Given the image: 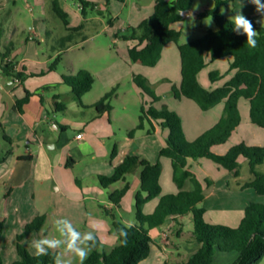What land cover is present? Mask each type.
Wrapping results in <instances>:
<instances>
[{"label": "rangeland", "instance_id": "374dc122", "mask_svg": "<svg viewBox=\"0 0 264 264\" xmlns=\"http://www.w3.org/2000/svg\"><path fill=\"white\" fill-rule=\"evenodd\" d=\"M52 1L0 0V53L10 48V57L18 62L20 70L24 73L23 87L35 96L38 89L54 87L60 89L58 83L62 76H75L84 70L94 79L92 89L83 97L84 103L97 102L113 88L116 93L108 101L112 107L109 116L104 114L102 118L87 123L86 132L93 148L91 153L74 158L75 162L68 166L67 160L64 159L59 166L57 176L62 184V190L53 189L50 186L52 180L41 185L33 183V178L21 188V199L14 206V214L0 242L2 264H11L20 258L17 252L18 235L24 233L26 225L39 215H45L41 229L30 232L20 240L31 255H34L31 248L32 240L57 235L54 221L59 218L69 219L82 232L93 231L96 236L93 250L109 253L117 242L114 239L112 217L104 213V206L112 208L119 217L134 221L136 194L140 190L134 183L136 176L139 179V174H126L113 183H107L106 186L102 184L105 179L113 176L114 167L127 155H138L151 163H159L162 195L177 194L178 187L172 179L171 160L161 155V149L166 146L171 130L163 127L157 120H153L155 130L151 132H149L151 126L147 121L143 129H137L142 107L145 109L153 107L157 111L165 109L178 115L182 122L183 135L188 142H193L199 134L215 124L213 119L209 120L211 123L202 121L200 125L195 124L194 121H201L205 115H211L213 110H202L193 100L174 97L172 90L179 86L178 82L181 80L179 54L175 59H169L167 67L163 63L150 67L131 62L127 53L128 41L121 35L127 33L125 29H128L126 26L132 4L124 6L117 0H110L112 5H103L101 3H104V0H97L96 4H101L102 13L100 14L98 9L88 8L84 19L80 0H60V5L69 14L72 25L84 22L80 33L73 34V45L64 52L58 40L67 36L69 31L53 11ZM148 2L149 0H140L141 5ZM223 2L227 9H232L231 0ZM205 6L212 9L215 7V1L193 0L191 12L184 15L181 22L175 24L181 30L180 43L198 38L207 30L217 29L212 16L198 17L196 13L194 14V10H202ZM219 11L227 14L225 7L219 8ZM112 16L114 20H111ZM228 16L230 19L231 15ZM210 18L211 25L208 24ZM31 34H34L35 39H29ZM83 36L89 39L82 42ZM170 44L177 46L174 42ZM52 47L55 49L52 50ZM58 52L62 54L55 64ZM228 59L230 58H220L211 62L207 56L208 65L199 73V82L203 86H223L232 78L234 72L229 68ZM214 71L221 75L215 82L210 79V73ZM135 75L144 79L145 85L154 93L155 98L136 84ZM10 81L13 84H10ZM15 83L14 79L0 68V158L7 152L4 147L9 146L5 140L15 141L14 152L24 154L28 142L34 139V133L27 131V123L19 122L16 99H20L22 92L15 91V95H11L10 91ZM73 97L71 92L62 93L60 101L68 109L78 110ZM240 113L241 123L237 130L225 143L213 148L217 154L223 155L232 146L242 143L248 146H264V129L251 122L250 105L245 99L240 100ZM63 117L69 120L64 135L65 142L69 143L74 135L70 122L73 115L57 112V116H52L59 124L64 123ZM42 125L49 131L53 130L49 122ZM131 130H134L133 138L129 136ZM115 147L118 156L112 157ZM56 151L58 149L51 153ZM239 163V174L230 180V188H235L238 182L242 183L251 178L247 160L241 157ZM11 169L5 167L3 175L0 176V205ZM187 169L203 185L204 207L207 210L204 220L215 225L237 227L241 219L232 220L230 214L222 210L220 205V195L226 191V188L220 187L222 173H227V170L208 158L189 159ZM257 171L264 173V164L259 165ZM205 179L214 180L216 185L209 188ZM125 184H129L130 188L118 207L110 202L109 195ZM191 188L192 184L188 180L185 189ZM54 200L57 202L54 203ZM158 202L159 197H156L144 203L141 207L142 213L151 214ZM60 251L50 250L49 253L56 255ZM65 258L72 259L73 264H79L78 260L71 256ZM218 262L225 264L223 261ZM246 264H264V258L260 263H255L251 257Z\"/></svg>", "mask_w": 264, "mask_h": 264}, {"label": "trees", "instance_id": "16d2710c", "mask_svg": "<svg viewBox=\"0 0 264 264\" xmlns=\"http://www.w3.org/2000/svg\"><path fill=\"white\" fill-rule=\"evenodd\" d=\"M106 3L110 0H105ZM124 2L125 0H117ZM82 16L85 19L87 9H95V3L90 0H80ZM224 5L223 0H215V7L198 13V17L212 16L217 29L207 30L202 36L186 43H180L181 32L172 28V24L183 20V12L191 10L193 0H156L153 13L143 19L137 26L128 27L127 34L121 37L134 43L128 47L127 53L132 63L143 66H155L162 55L166 44L174 42L177 45L180 58L181 81L173 88L175 98H188L195 101L202 110H209L223 102V113L218 121L201 133L193 142H188L182 131V122L178 115L165 109L155 110L141 108L137 129H143L145 122H149L155 130L153 120H157L163 127L171 130L166 146L161 149V155L170 158L172 179L178 187L177 194L162 195L160 186L161 166L151 163L138 155H127L122 162L114 167L112 177L105 179L103 186L113 183L130 173L135 166L141 167L139 175L140 190L136 194L135 218L132 223L124 221L112 210L104 208V213L112 217L114 231L125 229L128 233L126 245L117 244L109 253L93 250L84 264H140L149 257L153 239L151 230L163 225L170 217L182 218L192 214L193 231L190 238L200 244L186 262L178 264H215L216 251L236 252L238 259L233 264H246L252 257L255 263L264 258V204L251 201L246 205L243 216L237 227L215 225L204 220L206 212L199 206L204 200L203 185L196 176L187 169L188 160L208 158L224 169L238 176L239 159L244 157L249 165L251 178L242 188H253L264 195V173L257 171L259 165L264 164V146H248L238 144L232 146L225 154H217L213 148L225 143L241 123L239 103L245 99L250 105V120L256 126L264 129V26L256 17L247 16L253 22L257 31L255 47H249L246 37L233 31L230 19L226 18L219 8ZM53 11L61 18L69 34L58 40L61 50L70 48L73 44V34L80 33L84 22L76 27H70L69 14L61 7L60 0L52 1ZM101 14L102 12L98 10ZM87 36L82 39L86 40ZM82 40V41H83ZM10 48L0 53V68L14 80L22 81L24 73L16 71L15 63L10 58ZM62 54V53H61ZM61 54L55 60H60ZM210 61L230 57V70L235 74L223 86L215 89L205 88L198 79L199 73ZM221 77L218 71L210 73V79L215 82ZM134 81L144 91L155 98L154 93L145 85L144 79L134 76ZM62 82L71 87L75 99L82 102V97L92 89L94 79L82 70L75 76H62ZM115 88L106 92L104 96L93 104L98 112H110L112 107L109 100L115 95ZM30 93L16 103L17 110L22 111L23 104L28 102ZM134 130L129 132L133 137ZM116 154L114 148L113 156ZM7 154L0 158V164L6 160ZM19 158H29L19 157ZM71 160V159H70ZM101 178V177H100ZM102 180V179H101ZM192 184L191 189H185L187 181ZM103 182V181H102ZM207 185L211 184L205 179ZM130 188L125 184L119 190L110 193V202L119 207L120 201ZM145 194V195H144ZM159 197V202L151 214H143L141 207L147 201ZM11 189L3 195V206L0 207V241L11 208ZM45 222V215L36 216L29 222L24 233L18 235L17 252L19 259L11 264H54V254L37 257L31 255L20 243L25 235L32 231H39ZM0 264L2 258L0 255ZM167 264V263H164Z\"/></svg>", "mask_w": 264, "mask_h": 264}, {"label": "crops", "instance_id": "0c3cea01", "mask_svg": "<svg viewBox=\"0 0 264 264\" xmlns=\"http://www.w3.org/2000/svg\"><path fill=\"white\" fill-rule=\"evenodd\" d=\"M90 1L95 2V4L97 3L96 2L97 0H90ZM130 1H132V3ZM155 1L156 0H149V2L146 5H141L140 0H125L124 2L118 1L122 3L124 6H126L129 3L130 5L132 4L131 12L129 15V22L126 27H135L143 19L150 16L153 13ZM224 1L226 2L228 0H224ZM231 1L233 2L232 9H227L225 4L221 6V7H225L227 11L226 12L227 14L222 13L226 18H229L228 15L234 16L235 12L240 10L243 13V15H245L246 17L247 16L256 17L259 20V22L262 24V26H264V16L257 13L255 7L252 4H250L248 0H241L242 7H240V0H231ZM101 4L112 5L111 1L106 3L105 0L104 3L102 2ZM101 4L99 3L98 5L96 4L95 9L101 11L102 10L100 6ZM205 9L208 8L205 6L203 7L202 10H198V11L194 10L193 12L194 14L196 13L198 15L199 12ZM191 10L183 12L182 15L184 16L188 14L189 12H191ZM115 18L117 19L118 16H116ZM111 20H114V17L111 18ZM69 21H70V17H69ZM177 23L172 24V28L179 30L181 32V30L175 26V24ZM78 25L79 24L72 25L70 23L69 26L76 27ZM33 39H35V37ZM87 39L89 38H86V40ZM86 40H83L82 42H85ZM133 43H134L133 41H128V47ZM54 49L55 48L52 47V50ZM68 49H65L63 51L66 52ZM178 54L179 52L177 46H173L170 43L166 44L163 48L161 58L159 62L156 64V66L158 64L163 63L167 67L169 64V59L170 58L175 59V57L178 56ZM224 58H230V57H224ZM11 59L16 64L15 65L16 71H20V66L18 62H16L13 58ZM230 62H231V58L228 59L229 65ZM233 71H234L233 72L234 75L236 71L235 70ZM14 81L16 83L14 84V88L10 91L11 95H15V91L22 92L20 99L18 98L16 99V103H17L18 100H21L22 98H24V96H26L27 89L26 87H23L22 81L19 80H14ZM9 83L13 84V82L11 81ZM178 83L180 85V82ZM58 84L60 89H57L56 87L52 89H43V90L38 89L35 96H32L31 92L28 91L30 93L28 102L25 103L24 106H22V111L17 110L20 117L19 122L23 124L27 123V131L30 130V132L34 133V139L28 142L29 145L26 146L25 153L16 154L13 150L14 144L16 142L11 140H5L9 146L4 147L5 151H7L6 152L7 157L6 160L2 164H0V176L3 175L4 173L3 170L5 169V167L12 168L9 173L8 179L5 182L6 190L11 189L12 202H11L10 211L8 212L7 220L4 225V230L1 240L5 234V230L8 226L11 216L14 214V208H15L14 206L16 205L18 200L21 199V195H22L21 188L26 183L32 181L31 179L33 178L34 179L33 183L37 182L41 185L52 180L53 182L51 183L50 186H52V188L57 191H61L62 184L61 182H59L57 176L59 166L62 164L64 159L67 160V166H68L69 164H73L75 162L74 158L77 157L81 158L83 157L82 155L85 156L87 155V153L88 154L91 153L93 148L91 145V139L89 138V136H87V132H86L87 123L102 118L104 114H107L108 116L110 114V112L107 111L101 113L98 112L93 107L94 103L92 104L84 103L83 102L84 96L82 97L81 103H78L76 101L75 96L73 97L78 110L68 109L63 104V102L60 101V97L62 93L66 94L71 92L73 94L72 89L71 87L63 83L62 79ZM204 87L212 90L221 86L204 85ZM223 106H224L223 102L215 105L214 107L209 109V110H213L211 111L212 112L211 115H205L201 121L200 120L194 121L195 124L200 125L202 121L203 123H211L209 122V120L211 121V119H213L212 121H215L216 123L223 113ZM190 107L194 109V111H197L193 105H190ZM239 108H240V103H239ZM57 112H62L64 114L71 113L73 115L72 120L70 122L74 129L73 130L74 135L72 136V140L69 141V143L65 142L64 140L65 132L69 126L68 124L69 120H66L63 117L64 123L59 124L56 120H53L52 118V116H57ZM44 122H49L53 130L49 131L48 129H46L42 125V123ZM79 133L83 134L82 138L77 137ZM20 138L21 137H18V139ZM115 148H116V154L114 157H117L118 156L117 147ZM57 149L58 151H56V153H51V151H55ZM27 156L29 158H19V157H27ZM240 160L241 158L239 159V161ZM114 163H118V162H114ZM140 168L141 167L139 166H135L133 167L132 171L128 174L133 173L135 175L137 174L140 175L141 172ZM234 177L236 176H234L233 172L231 171L227 170V173H222V183L220 187L226 188V191H224L223 194L220 195L221 196L220 205L222 210L230 214L232 220H238V219L240 220L243 216L246 205L249 204L251 201L260 202L264 204V195L257 193L256 190L253 188H242V185L247 181L242 183L238 182L235 188H230V180ZM210 181L211 184L209 185V188L214 187L216 185L215 181L214 180H210ZM134 184L135 186L140 188V180L137 178V176L135 178ZM24 190L25 188L23 189V191ZM56 202L57 201H55L54 203ZM2 206H3V202L2 205H0V207L2 208ZM199 206L204 207V200L202 201V203L199 204ZM104 208L108 210H112V208H108L106 206H104ZM123 220L128 223L133 222L127 219H123ZM192 231H193V219L191 213H189L188 215L182 218H178L177 220L174 219L173 217L168 218L163 225L151 230V237L153 239V244L151 245V252L149 257L143 260L142 262H146L145 264H164V263L178 264L181 262H186L189 259V257L200 248V244L190 238ZM229 254H234V255H229ZM237 259H238V253L236 252L216 251L214 256V263L219 264L220 262L218 261H223V263L225 264L227 263L233 264Z\"/></svg>", "mask_w": 264, "mask_h": 264}, {"label": "clouds", "instance_id": "9594fccd", "mask_svg": "<svg viewBox=\"0 0 264 264\" xmlns=\"http://www.w3.org/2000/svg\"><path fill=\"white\" fill-rule=\"evenodd\" d=\"M255 7L260 15L264 16V0H248ZM240 7L242 3L240 0ZM233 31L246 37V43L249 47H255L257 44V31L253 22L238 10L234 16L230 17ZM211 18L208 24L211 25ZM57 235L52 238L44 237L31 241V248L35 256H47L51 251L61 250L54 258V264H73L72 259L65 257L71 256L78 260L79 264H84L89 254L96 245V236L93 231L82 232L78 230L67 218H59L54 221ZM128 233L125 229H116L114 239L121 245H126Z\"/></svg>", "mask_w": 264, "mask_h": 264}, {"label": "built area", "instance_id": "2783aa9c", "mask_svg": "<svg viewBox=\"0 0 264 264\" xmlns=\"http://www.w3.org/2000/svg\"><path fill=\"white\" fill-rule=\"evenodd\" d=\"M29 38H30V39H33V38H34V34H31ZM82 136H83L82 133H79V134L77 135L78 138H82Z\"/></svg>", "mask_w": 264, "mask_h": 264}]
</instances>
